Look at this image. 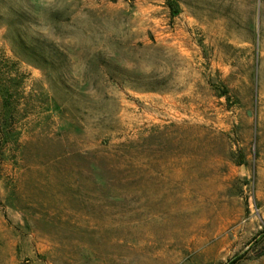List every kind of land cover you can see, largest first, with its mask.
<instances>
[{
  "label": "rangeland",
  "instance_id": "obj_1",
  "mask_svg": "<svg viewBox=\"0 0 264 264\" xmlns=\"http://www.w3.org/2000/svg\"><path fill=\"white\" fill-rule=\"evenodd\" d=\"M234 257L264 264V0H0V264Z\"/></svg>",
  "mask_w": 264,
  "mask_h": 264
},
{
  "label": "trees",
  "instance_id": "obj_2",
  "mask_svg": "<svg viewBox=\"0 0 264 264\" xmlns=\"http://www.w3.org/2000/svg\"><path fill=\"white\" fill-rule=\"evenodd\" d=\"M169 6L171 9H173V3L170 2ZM175 13H177V10L172 11V15H174ZM222 92L223 93H221V94H226L227 90L223 89ZM239 260H240V257H234V258L230 259L226 264H237Z\"/></svg>",
  "mask_w": 264,
  "mask_h": 264
}]
</instances>
